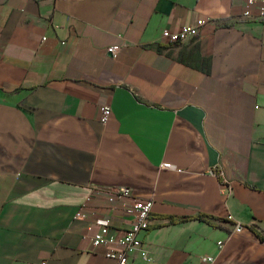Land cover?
Masks as SVG:
<instances>
[{"label":"crops","instance_id":"obj_1","mask_svg":"<svg viewBox=\"0 0 264 264\" xmlns=\"http://www.w3.org/2000/svg\"><path fill=\"white\" fill-rule=\"evenodd\" d=\"M245 6L0 0V264H116L93 238L131 225L96 193L119 186L155 201L130 264H264V21ZM200 212L225 221L164 226Z\"/></svg>","mask_w":264,"mask_h":264},{"label":"built area","instance_id":"obj_2","mask_svg":"<svg viewBox=\"0 0 264 264\" xmlns=\"http://www.w3.org/2000/svg\"><path fill=\"white\" fill-rule=\"evenodd\" d=\"M243 16L247 18L256 17L264 21V0H246ZM206 24L207 20L198 19L195 24L183 25L178 30L165 28L162 31V38L167 44H175L188 36L198 37ZM120 49V45H114L110 46L108 51L116 54ZM111 113L112 110L109 106H102L101 121L106 123ZM163 167L172 168L173 164L165 162ZM218 174L221 175L222 173L218 172ZM96 193H105L111 206L118 208L123 214L132 216L133 220L128 228L118 230L112 226L110 218H101L100 228L93 238L94 245L106 248V255L114 258L116 264H130L132 257L136 254L143 259H149V252L141 235L150 228L154 199L138 197L130 187L126 186L114 187L104 191L98 190ZM227 219L234 221L232 214H228ZM242 230L243 225L235 222L234 231L240 233ZM221 245L222 242H219V246ZM202 259L212 262L214 258L207 256Z\"/></svg>","mask_w":264,"mask_h":264},{"label":"trees","instance_id":"obj_3","mask_svg":"<svg viewBox=\"0 0 264 264\" xmlns=\"http://www.w3.org/2000/svg\"><path fill=\"white\" fill-rule=\"evenodd\" d=\"M178 43V42H177ZM176 44V43H175ZM179 60L182 61L183 63H185L186 65L189 66H195V63L193 61H191L190 59L184 57L182 54L179 57ZM211 66V59L210 58H205L204 59V64L202 66H199L198 68H200L203 71H209ZM165 218L168 219V222L166 224H164V226L166 225H170V224H176V223H182V222H186V221H205L207 224L213 226V227H220V224H217L216 222H214V220H219V221H225V218L220 217V216H216L213 214H209V213H204V212H200L196 215H190V216H181V217H177V216H164ZM262 239H264V236H261Z\"/></svg>","mask_w":264,"mask_h":264},{"label":"water","instance_id":"obj_4","mask_svg":"<svg viewBox=\"0 0 264 264\" xmlns=\"http://www.w3.org/2000/svg\"><path fill=\"white\" fill-rule=\"evenodd\" d=\"M257 229H259L257 226H255Z\"/></svg>","mask_w":264,"mask_h":264}]
</instances>
